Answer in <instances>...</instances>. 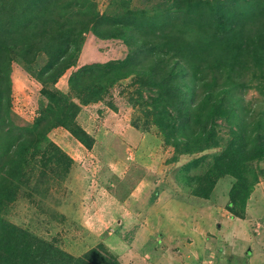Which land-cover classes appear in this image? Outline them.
I'll list each match as a JSON object with an SVG mask.
<instances>
[{
    "label": "trees",
    "instance_id": "16d2710c",
    "mask_svg": "<svg viewBox=\"0 0 264 264\" xmlns=\"http://www.w3.org/2000/svg\"><path fill=\"white\" fill-rule=\"evenodd\" d=\"M12 1L19 3L22 0ZM45 1L23 0L16 8H2L0 78L8 63L5 50L17 48L16 44L7 41L12 40V35L19 34L21 28L29 35L27 48L37 45L38 49H32V54L39 53L40 49L49 59L42 74L51 73L54 78L61 77L74 66L70 59L80 48L76 34L80 27L85 28L81 35L92 32L100 39L123 40L131 53L122 61L81 67L69 79L74 95L71 101L62 94L63 99L43 90L50 107L60 114L56 123L48 124L44 130L34 126L26 133L21 129L3 132L1 123L4 122L0 115V134L12 135L7 145L5 141L0 143V147L5 148L3 154L11 159L5 170L0 166V209L3 202L13 199L15 193L10 179L1 175L5 173L12 177L15 170L20 173L21 164L15 165L14 157L19 154L21 145L32 142L38 148L52 129L62 127L86 148L92 149L93 139L79 125L74 126L81 108L76 100L83 104L102 102L110 88L134 76L141 80L138 83L145 82L144 86H150L155 93L151 98L155 105L154 124L165 143L174 145L181 154L201 153L216 145L217 120L226 121L231 139L223 153L211 161L209 171L200 179L201 188L195 190V194L207 199L218 179L233 178L228 210L244 219L247 203L259 182V178L250 172H254L255 164L264 161V102L252 110L244 104L242 95L253 88L264 95V0H216L210 20L204 19V1L184 0L176 14L184 13V20L189 15L192 19L197 15L192 23L190 17L189 23L171 22L164 13L161 15L156 10L162 18L158 14L151 15L154 11L149 9H133L131 2L126 0L120 2L121 8L125 7L124 12L112 16L96 12L95 5L89 0L59 5ZM88 1L93 9L90 13L85 12ZM61 5L62 20L50 12ZM169 16L175 14L169 13ZM16 19L23 20L21 28L17 29V24L13 26ZM253 64L262 71L256 82L248 80L244 74ZM254 83L258 84L254 86ZM139 96L143 99L140 92ZM26 134L36 136L35 140ZM52 145L73 162L60 147ZM199 163L197 160L189 165L187 172L193 171ZM0 264L123 263L104 245L92 247L76 257L0 215Z\"/></svg>",
    "mask_w": 264,
    "mask_h": 264
},
{
    "label": "rangeland",
    "instance_id": "374dc122",
    "mask_svg": "<svg viewBox=\"0 0 264 264\" xmlns=\"http://www.w3.org/2000/svg\"><path fill=\"white\" fill-rule=\"evenodd\" d=\"M49 1L59 5L62 2L77 0L45 2L48 4ZM89 1L95 5L94 9L99 14L109 13L112 16L121 14L125 9L120 6L121 0ZM89 1L85 5V12L88 13L93 10ZM126 1L131 2L133 9L154 11L151 15L158 14L155 10L161 15L164 13L171 22L189 23L192 19L189 15L191 19L188 20L187 15L188 19L184 20L186 15L182 12L176 14L178 6L184 3V0ZM202 1L207 3L206 6L204 3V19L210 20L212 10L216 7V0ZM22 3L23 0L19 3L0 0V12L4 13L2 8H16ZM62 6L56 8V11L50 10L55 18L59 15L58 19L61 20L64 19L61 17L64 13L60 9ZM169 13L175 16L170 17ZM194 18H197V15ZM22 23V19H16L13 26L17 24L18 29ZM81 28L83 27L76 32L80 48L71 54L70 59L74 66L59 78H54L51 73L42 74L49 59L40 49L39 53L32 54V49L37 48V45L27 48L25 44L29 40V35H26L24 28H21L19 34L12 35V40L7 41L8 44H16L19 49L9 47L5 50V54H8V63L0 78L2 86L0 115L4 122L3 125L1 123V128L4 127L3 132L21 129L26 133L34 126L44 130L48 124H55L60 114L54 107H50L43 90L56 94L58 98L64 95V98L71 101L74 95L69 87V79L81 67L112 60L122 61L131 53V49L123 40L100 39L92 32L81 35L85 30ZM261 73V69L253 64L244 74L248 80L256 82ZM139 81L141 80L134 76L121 81L109 89L102 102L83 104L76 100L81 108L74 126L79 125L94 141L92 149L86 148L88 151L85 149L87 155L82 162L78 164L70 162L53 147L52 144H55L63 149L67 142L70 144L75 142L77 145L80 143L62 127L55 131L53 130L57 128L52 129L38 148L32 142L21 145L19 154L14 157V164H21L20 173L15 170L12 177H7L5 173L1 175L10 179L15 193L11 201L3 202L0 215L12 224L53 242L76 257L82 256L92 247L104 245L121 263L126 264V261L131 260L127 257L120 260L116 253V249L121 251L123 245L125 251L127 246L132 253L137 250L138 253L147 254L146 261L148 259L154 261L156 256L152 255L154 243L144 245L143 232L140 233L136 229L138 226L136 218H140V214L143 217L148 216L147 211L153 210L155 201L162 193L167 198L176 197L185 201H190L193 197L200 198L195 194V190L201 188L200 179L202 180L209 171L211 161L223 153L231 136L226 121L219 119L215 128L216 145L201 153L181 154L174 145L165 143L160 130L154 124L155 105L152 104L151 98L155 93L150 90V86H144L145 82L138 83ZM257 84L254 83V86ZM242 95L244 104L252 110L258 109L264 102V95L257 88L249 89ZM135 129L143 134V140L134 141L130 137L127 140L122 139L125 130ZM0 135L1 144L5 141L7 145V142L12 140L11 134ZM26 136L33 140L36 137L31 134ZM123 145H127V151ZM3 149L5 150L0 149V166H4L5 170L10 157L8 159L3 154ZM197 160L200 162L199 165L193 171L187 172V167ZM112 164L118 166L117 177L115 170L110 167ZM252 170L254 172H250V175L259 178V182L264 179V161L255 164ZM233 182L235 180L229 176L218 179L209 197L204 198V203L215 202L222 207L218 201L229 195L226 192L230 191V184L233 185ZM225 203L222 201L221 204ZM109 212L116 218L119 217L117 219L122 226L116 222L110 224L112 222L108 220ZM107 221L108 224L105 225ZM134 239L136 240L133 244ZM112 241L117 244L121 242L120 247L117 248V244L114 245ZM159 248L160 246L155 251ZM127 253L131 257L132 253L129 251Z\"/></svg>",
    "mask_w": 264,
    "mask_h": 264
},
{
    "label": "crops",
    "instance_id": "0c3cea01",
    "mask_svg": "<svg viewBox=\"0 0 264 264\" xmlns=\"http://www.w3.org/2000/svg\"><path fill=\"white\" fill-rule=\"evenodd\" d=\"M121 137L143 140V134L136 129L125 130ZM123 146L127 151V145ZM63 147L61 149L76 164L84 160L88 151L81 143L77 145L75 142H67ZM110 167L117 177L118 166L112 164ZM226 193L228 195L229 191ZM222 201L226 203L222 205ZM218 202L222 207L215 202L204 203V198L193 197L185 201L176 197L167 198L162 193L153 210L147 211L148 216L140 214V218H136V229L143 232L144 245L151 242L155 249L160 246L159 250L152 251V255H156L154 261H146L147 254L137 250L132 253L126 246V250L132 253L130 257L123 245L121 251L116 249L115 252L120 260L125 257L131 260L126 264H264V179L251 194L244 219L234 216L226 208L229 195ZM108 217L112 222L110 224L116 222L121 225L118 216L116 218L109 212ZM112 243L117 244L115 241Z\"/></svg>",
    "mask_w": 264,
    "mask_h": 264
}]
</instances>
